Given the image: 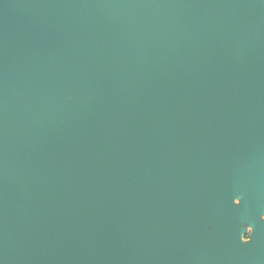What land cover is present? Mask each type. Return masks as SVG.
Segmentation results:
<instances>
[{"label": "water", "instance_id": "obj_1", "mask_svg": "<svg viewBox=\"0 0 264 264\" xmlns=\"http://www.w3.org/2000/svg\"><path fill=\"white\" fill-rule=\"evenodd\" d=\"M263 182L264 0H0V264H202Z\"/></svg>", "mask_w": 264, "mask_h": 264}, {"label": "flooded vegetation", "instance_id": "obj_2", "mask_svg": "<svg viewBox=\"0 0 264 264\" xmlns=\"http://www.w3.org/2000/svg\"><path fill=\"white\" fill-rule=\"evenodd\" d=\"M243 198L234 196L230 203L242 206ZM243 212L217 214L208 229L215 230L212 249L201 248L202 264H264V182L245 199Z\"/></svg>", "mask_w": 264, "mask_h": 264}]
</instances>
